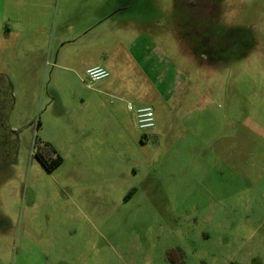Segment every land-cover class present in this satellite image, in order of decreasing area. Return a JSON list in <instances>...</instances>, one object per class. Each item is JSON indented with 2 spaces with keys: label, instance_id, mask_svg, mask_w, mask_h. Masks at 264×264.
Instances as JSON below:
<instances>
[{
  "label": "rangeland",
  "instance_id": "obj_1",
  "mask_svg": "<svg viewBox=\"0 0 264 264\" xmlns=\"http://www.w3.org/2000/svg\"><path fill=\"white\" fill-rule=\"evenodd\" d=\"M20 1L0 0V28ZM64 29L79 64L46 49L19 72L18 53L8 75L0 264H264V0H89ZM100 51L161 58L150 98L100 101L81 72ZM206 115L210 145L196 136ZM38 143L61 165L45 169Z\"/></svg>",
  "mask_w": 264,
  "mask_h": 264
},
{
  "label": "crops",
  "instance_id": "obj_2",
  "mask_svg": "<svg viewBox=\"0 0 264 264\" xmlns=\"http://www.w3.org/2000/svg\"><path fill=\"white\" fill-rule=\"evenodd\" d=\"M20 4L24 12L16 25H7L6 29L0 28V76L5 77L10 86L12 85L8 75L12 79L16 78L12 74V61L18 53L24 57L18 69L19 72L29 71L32 68L29 64L34 61L33 58L46 49H51V55L57 63L72 66L79 64L80 56L70 49H64L65 44H70L79 38H70V32L64 29V25L71 20L73 9L88 7L89 0H21ZM79 35V37L88 36L85 32ZM145 51H142L144 55L138 61H128V64L123 66L122 60L118 57H108L107 53L100 51L98 60L84 66L81 72L85 73L92 67L101 66L114 73L112 78L98 83L96 90L93 91L99 96L100 101H103L108 95L114 94L117 95L119 102L124 103V97H127L138 103L144 97L150 98L152 95L154 87L151 88L150 93V75L153 73L152 70L159 68L162 63L161 58V61L157 60L146 54ZM21 78L26 82L27 77L21 76ZM32 85V83L29 84V86ZM146 87L149 89L148 91H145ZM120 109L121 105L117 103L112 114L115 115L116 121L121 126L122 123L116 115ZM206 116L208 117V115ZM209 120L211 121L208 122V127H199L196 134L201 137L202 145H210L214 135L218 134L219 128L214 131L216 125L214 118Z\"/></svg>",
  "mask_w": 264,
  "mask_h": 264
},
{
  "label": "built area",
  "instance_id": "obj_3",
  "mask_svg": "<svg viewBox=\"0 0 264 264\" xmlns=\"http://www.w3.org/2000/svg\"><path fill=\"white\" fill-rule=\"evenodd\" d=\"M111 73L104 67L96 66L88 69L85 73L84 83L87 87H93L96 84L109 79ZM128 108L131 110L132 105L129 103ZM136 118L138 127L143 132L152 131L156 127L155 123V113L151 107L139 108L136 111ZM40 149L43 148L40 143H38Z\"/></svg>",
  "mask_w": 264,
  "mask_h": 264
},
{
  "label": "trees",
  "instance_id": "obj_4",
  "mask_svg": "<svg viewBox=\"0 0 264 264\" xmlns=\"http://www.w3.org/2000/svg\"><path fill=\"white\" fill-rule=\"evenodd\" d=\"M11 107V86L5 77L0 76V112L3 113V111H5L7 108L10 109ZM2 146L5 147L8 146V144L4 143ZM35 156L48 171L56 169L63 162L62 157L57 155L55 149L49 145L38 150Z\"/></svg>",
  "mask_w": 264,
  "mask_h": 264
}]
</instances>
